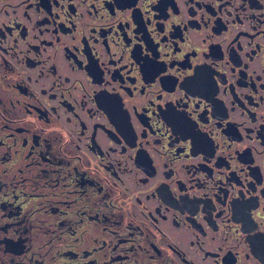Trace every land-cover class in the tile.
I'll return each mask as SVG.
<instances>
[{
    "label": "flooded vegetation",
    "instance_id": "1",
    "mask_svg": "<svg viewBox=\"0 0 264 264\" xmlns=\"http://www.w3.org/2000/svg\"><path fill=\"white\" fill-rule=\"evenodd\" d=\"M0 264H264V0H0Z\"/></svg>",
    "mask_w": 264,
    "mask_h": 264
}]
</instances>
